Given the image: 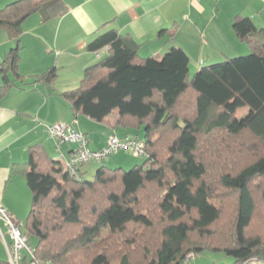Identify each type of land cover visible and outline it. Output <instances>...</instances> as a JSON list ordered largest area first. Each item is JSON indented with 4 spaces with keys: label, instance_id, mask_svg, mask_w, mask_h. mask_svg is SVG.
Masks as SVG:
<instances>
[{
    "label": "trees",
    "instance_id": "trees-1",
    "mask_svg": "<svg viewBox=\"0 0 264 264\" xmlns=\"http://www.w3.org/2000/svg\"><path fill=\"white\" fill-rule=\"evenodd\" d=\"M66 11L63 0H16L0 7V28L19 38L31 15L39 13L47 22ZM233 26L251 53L202 65L194 76L188 53L177 45L161 57L143 56L137 40L115 29L89 44L92 51L107 47L108 54L87 67L80 86L64 95L75 114L98 121L118 109L121 126L143 130L142 137L133 138L144 141L145 160L130 170L103 164L89 179L82 165L73 174L67 166L59 167L41 142L32 144L26 167L32 203L23 228L29 244L31 236L36 238L30 246L37 259L77 264L78 251L90 250L107 236L123 237L131 224L149 230L153 220L144 208L153 198L161 212V238L153 248H145L148 241H142V264H185L190 250L206 249L235 258L222 264H264V238L249 230L264 197V27L243 15ZM20 49L11 48L0 64V100L24 80L18 69ZM54 74L51 70L41 78ZM241 107L249 112L239 117ZM216 132L232 137L250 134L256 142L241 145L239 152L234 148L229 155L234 158L246 151L254 159L219 177L225 189L237 194L230 239L222 246L195 242L190 247L194 234L211 237V228L223 213L206 181L211 164L198 155L201 138ZM87 256V264H111L104 251ZM27 257L22 264H28ZM0 264H10L9 259L0 258ZM119 264H132L129 253Z\"/></svg>",
    "mask_w": 264,
    "mask_h": 264
},
{
    "label": "crops",
    "instance_id": "crops-1",
    "mask_svg": "<svg viewBox=\"0 0 264 264\" xmlns=\"http://www.w3.org/2000/svg\"><path fill=\"white\" fill-rule=\"evenodd\" d=\"M63 1L67 6L64 14L47 22L39 13L31 15L19 38H12L6 29L0 28V64L11 48H21L18 69L24 80L0 100V203L19 222H23L32 203L26 171L30 146L41 142L57 165L64 168L76 148L53 138L47 125L73 124L87 134L90 150L105 147L113 135L143 136L142 129L133 135L132 129L119 124L118 109L98 121L82 112L75 114L71 101L64 95L80 86L87 67L101 60L103 53L108 54L107 47L100 50V56L89 49L98 35L111 29L130 35L141 44L143 56L161 57L171 46H180L197 70L248 51L233 26L238 15L248 16L257 27H264V0ZM51 70L53 77L41 78ZM1 78L0 72V84ZM122 162L114 161L111 165ZM93 166L84 164L81 171L93 175ZM0 227L10 241L2 222ZM2 232L0 258L8 259Z\"/></svg>",
    "mask_w": 264,
    "mask_h": 264
},
{
    "label": "rangeland",
    "instance_id": "rangeland-1",
    "mask_svg": "<svg viewBox=\"0 0 264 264\" xmlns=\"http://www.w3.org/2000/svg\"><path fill=\"white\" fill-rule=\"evenodd\" d=\"M12 1L0 0V7H4ZM248 51L245 53H240L235 56H244L251 53L250 46L245 42ZM166 53V52H165ZM163 53V55L165 54ZM107 55L106 53L102 54V58ZM225 59V58H224ZM222 59V60H224ZM221 61V60H220ZM217 62V61H216ZM192 67V68H191ZM198 70V69H197ZM194 69V65L190 64L191 76H194L197 71ZM249 112L248 107H241L238 109V116H243ZM97 123V122H96ZM100 123V122H99ZM120 132L121 130H117ZM137 129H132L131 134H135ZM99 133V132H96ZM121 134V133H120ZM124 135V131H123ZM250 134H243L238 137H232L224 132H216L215 135H207L201 138V149L199 156L203 157L208 161L210 166V171L206 176V181L214 189L213 200L222 206L223 213L220 220L211 228L212 235L208 238H200L197 234L191 236L193 242L189 243V246L193 245L192 243H198L203 245V247L212 246L211 243H216V245L222 246L230 239V234L233 232L234 221L236 218L237 212V194L234 191L225 189L219 181V177L227 171H239L244 166L248 165L253 159L254 155L251 153L244 152L245 155L238 154L234 158L229 155V152L234 151V148L237 152L238 147L250 146L255 143ZM68 143V142H66ZM233 150H232V149ZM243 155V156H242ZM222 158L227 159L228 164L226 165ZM120 160L122 163L118 165H111L114 161ZM145 158L141 155H137L134 152L129 150L120 149L118 152H114L104 158L103 160H91L86 163V166H93L95 169L106 164L108 166H122L125 170H130L136 164H142ZM93 175H87V178L91 179ZM145 211H149L150 216L153 220V226L149 230H144L145 228L139 227L137 225L131 224L127 233L122 237H110L107 236L101 242L95 246H91L90 250L78 251L76 254L77 264H87L88 263V254L91 256L94 253L106 252L110 257L111 264H119L120 257L124 253H129L132 264H142L145 261V251L142 248V241H148L147 247L153 248L154 243L160 241L161 238V212L157 205H154L153 198L149 200V204H146ZM27 210V209H26ZM29 209L25 213V219L21 222L24 227V222L27 219ZM27 214V215H26ZM251 234H261L264 238V197H261L258 201V209L255 216V219L250 227ZM150 237V241L148 238ZM36 238L34 236L30 237V242L34 243ZM131 240H134L135 243H129ZM153 241V243H152ZM132 244V245H131ZM235 258L225 254L222 251H217L213 249H206L202 252L197 253L194 250H190L185 258L184 263L187 264H222V263H233Z\"/></svg>",
    "mask_w": 264,
    "mask_h": 264
},
{
    "label": "built area",
    "instance_id": "built-area-1",
    "mask_svg": "<svg viewBox=\"0 0 264 264\" xmlns=\"http://www.w3.org/2000/svg\"><path fill=\"white\" fill-rule=\"evenodd\" d=\"M95 53L97 56H100V50L95 51ZM47 129L49 134L59 142H68L76 146L70 160L66 164L73 174L76 173L79 166L91 160H103L110 154L116 151L118 152L120 149L129 150L137 155H145L146 153L145 143L142 139L129 136L122 138L113 135L105 147L99 150H90L87 134L77 129L73 124L58 122L47 125ZM0 222L4 224L10 238V241L6 239L0 227L10 264H22L24 251L29 256L28 264H50L49 261L42 262L35 257L34 249L29 244V238L24 232L21 222L14 220L10 210L2 203H0Z\"/></svg>",
    "mask_w": 264,
    "mask_h": 264
}]
</instances>
